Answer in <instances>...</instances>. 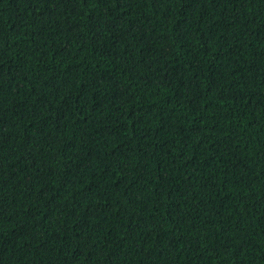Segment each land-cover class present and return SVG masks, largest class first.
<instances>
[{
  "label": "trees",
  "instance_id": "obj_1",
  "mask_svg": "<svg viewBox=\"0 0 264 264\" xmlns=\"http://www.w3.org/2000/svg\"><path fill=\"white\" fill-rule=\"evenodd\" d=\"M0 264H264V0H0Z\"/></svg>",
  "mask_w": 264,
  "mask_h": 264
}]
</instances>
